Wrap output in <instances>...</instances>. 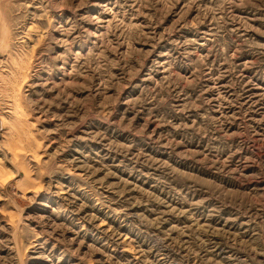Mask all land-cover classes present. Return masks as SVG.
<instances>
[{"label":"rangeland","instance_id":"rangeland-1","mask_svg":"<svg viewBox=\"0 0 264 264\" xmlns=\"http://www.w3.org/2000/svg\"><path fill=\"white\" fill-rule=\"evenodd\" d=\"M0 264H264V0H0Z\"/></svg>","mask_w":264,"mask_h":264},{"label":"bare ground","instance_id":"bare-ground-1","mask_svg":"<svg viewBox=\"0 0 264 264\" xmlns=\"http://www.w3.org/2000/svg\"><path fill=\"white\" fill-rule=\"evenodd\" d=\"M16 65V64H15ZM17 111V110H16Z\"/></svg>","mask_w":264,"mask_h":264}]
</instances>
